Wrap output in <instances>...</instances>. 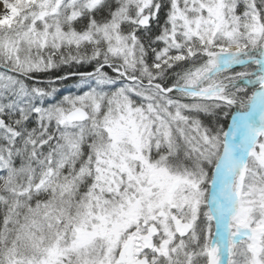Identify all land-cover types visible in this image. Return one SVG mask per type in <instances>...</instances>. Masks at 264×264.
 I'll use <instances>...</instances> for the list:
<instances>
[{
    "label": "snow or ice",
    "instance_id": "snow-or-ice-1",
    "mask_svg": "<svg viewBox=\"0 0 264 264\" xmlns=\"http://www.w3.org/2000/svg\"><path fill=\"white\" fill-rule=\"evenodd\" d=\"M0 264H264V0H0Z\"/></svg>",
    "mask_w": 264,
    "mask_h": 264
}]
</instances>
